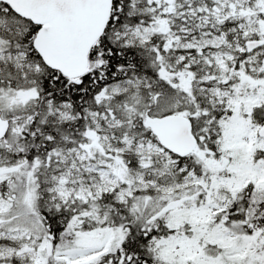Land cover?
<instances>
[{
	"label": "snow or ice",
	"instance_id": "1",
	"mask_svg": "<svg viewBox=\"0 0 264 264\" xmlns=\"http://www.w3.org/2000/svg\"><path fill=\"white\" fill-rule=\"evenodd\" d=\"M0 264H264V0H0Z\"/></svg>",
	"mask_w": 264,
	"mask_h": 264
}]
</instances>
